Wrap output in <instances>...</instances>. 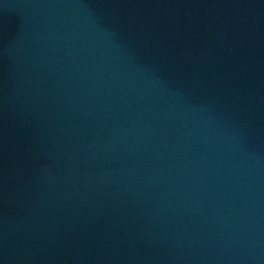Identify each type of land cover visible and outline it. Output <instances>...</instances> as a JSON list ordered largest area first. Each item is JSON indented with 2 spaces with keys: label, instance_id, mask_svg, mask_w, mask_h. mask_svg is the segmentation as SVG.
Returning a JSON list of instances; mask_svg holds the SVG:
<instances>
[{
  "label": "water",
  "instance_id": "95a60500",
  "mask_svg": "<svg viewBox=\"0 0 264 264\" xmlns=\"http://www.w3.org/2000/svg\"><path fill=\"white\" fill-rule=\"evenodd\" d=\"M0 264H264V0H0Z\"/></svg>",
  "mask_w": 264,
  "mask_h": 264
}]
</instances>
